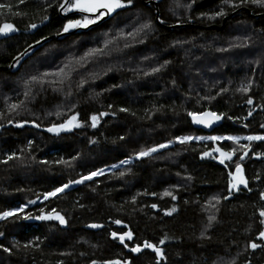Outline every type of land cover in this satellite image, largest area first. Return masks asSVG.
Returning <instances> with one entry per match:
<instances>
[{"label": "trees", "instance_id": "obj_1", "mask_svg": "<svg viewBox=\"0 0 264 264\" xmlns=\"http://www.w3.org/2000/svg\"><path fill=\"white\" fill-rule=\"evenodd\" d=\"M63 2L0 0V25L15 27L0 34V213L24 206L0 220V264H264V140L176 139L264 135V3L123 0L97 26L44 42L12 71L28 46L82 18L59 13ZM176 24L185 26L168 28ZM206 110L223 114L212 133L189 119ZM74 115L78 127L48 131ZM217 148L236 151L221 164ZM237 163L247 187L235 190ZM56 213L65 223L36 218Z\"/></svg>", "mask_w": 264, "mask_h": 264}, {"label": "snow or ice", "instance_id": "obj_2", "mask_svg": "<svg viewBox=\"0 0 264 264\" xmlns=\"http://www.w3.org/2000/svg\"><path fill=\"white\" fill-rule=\"evenodd\" d=\"M243 2V0H242ZM253 3H264V0H252ZM132 0H127V4H131ZM51 5H49L50 7ZM125 4L123 3V0H64L63 3H61L59 5V8L64 12H70V11H76L79 12L82 15L81 19H70L67 21V23L64 24L63 27V31L67 32L69 31V29L72 28H77V27H87L90 24H93L96 22V20L100 19L101 17H103L106 14H110L112 13L115 9L124 7ZM5 5L4 4H0V8H4ZM222 12H217L215 13V15L219 16L222 15ZM48 17L45 16L44 19L46 20ZM30 28H35L36 25L35 24H31L29 25ZM143 27L147 28L149 27V25L145 24L143 25ZM9 31H15V27L13 24L11 23H3L2 25H0V34L5 33V32H9ZM96 51H100V50H96ZM159 69H153V71H158ZM247 87L242 88L241 91H247ZM247 103L249 105H251L253 103L252 99H248ZM15 107V105L13 106ZM120 111H126V109L121 108ZM101 116L104 115V113H100ZM223 114L218 115L215 112H204L201 116V118H197V115L194 113H189V116L192 117L193 121L195 123L198 124H203L205 126H208L211 122L212 119L215 120H220ZM249 115H251V113H249ZM228 119H232V117H228ZM76 120V116H72L70 118L69 121H66L65 124H61L59 126H53L51 128L48 129V131L52 132V131H58L59 129H64L66 127V125H70L72 121ZM91 120L93 121L92 127L96 126V121H97V117L95 115H93L91 117ZM77 127L79 126L78 124L76 125ZM261 127H264V125H261ZM178 141H180L181 143L191 140L193 139L192 137H177L176 138ZM198 139H203V137H200ZM207 139L212 140V141H216V140H222V139H226V140H231L233 142H238L240 139H244V140H248V141H253V140H264V135H259V136H245V137H238V136H228V137H220V136H211V137H207ZM171 143V142H169ZM158 148H163L166 147V145L161 144L157 146ZM157 147H152L147 149V151H140L137 154V158L139 157H144V156H148L150 153H153L155 151H157ZM241 148H246L245 145H240ZM217 152L220 153V156L223 157V159L220 160V163L223 164L225 163V160H231L232 156L234 155V152L236 151L235 149H233L232 151H222L221 149L217 148L216 149ZM205 156L209 155V153L205 152L204 153ZM244 155H247V151H245ZM244 155L240 156V160L244 159ZM11 158V157H10ZM122 164H127L128 161L124 160L121 161ZM113 167H115V165H113ZM102 172V170H100L99 172H90L88 174V176H82L79 180H70L67 184L62 185L61 187H58L56 189H54L51 192H48L45 194V199H47L49 196H55L57 193H60L62 191H64V189L68 188L70 184L73 183H81L83 180L85 179H89L92 176H96L98 174H100ZM241 173V165L239 163L236 164V172L235 175L233 173H229L230 176V180H229V184L230 187H236V185L238 184H243L245 187H247V182L244 178L243 175L240 174ZM124 175L123 172H121V176ZM235 179V184H233L232 179ZM166 195H171V193H165ZM172 199L175 200L176 197L172 196ZM261 199H264V193H261ZM29 203H33L32 201H30ZM153 208L156 207L155 204L152 205ZM17 211H23V208H19V209H14L12 211H4L2 213H0V219H4L6 217L12 216L14 214V212ZM172 211H175V208L172 209ZM166 214H170V213H166ZM260 216L264 217V210L260 211ZM37 219H57L59 220V222L61 224L65 223L64 217L60 216L59 213H56L55 216H52L51 214L49 215H41L36 217ZM214 217L210 216L209 217V221L213 220ZM117 224L120 223L119 220L115 221ZM261 223L264 224V219L261 220ZM90 227H100V225H90ZM0 235H2V233H0ZM113 238L117 237V233L113 232L112 234ZM260 238H264V231H261L259 233ZM125 237H127L129 240L132 238V233L131 232H126L122 235L119 236V240L122 244H124V240ZM164 241L161 240L160 243H163ZM253 249H255L257 247V244L252 243L250 245ZM125 247H127V245L125 244ZM143 247L144 248H148V249H152L155 253L157 257H160L162 255L161 250L158 249L154 244L149 243L148 241H144L143 243ZM140 246L137 247H133L131 249V251L133 252H139ZM4 251H9L7 248L4 249ZM93 264H95V262H93ZM106 264H120V261H108L106 262ZM126 264V262H125ZM157 264H159V262H157Z\"/></svg>", "mask_w": 264, "mask_h": 264}, {"label": "water", "instance_id": "obj_3", "mask_svg": "<svg viewBox=\"0 0 264 264\" xmlns=\"http://www.w3.org/2000/svg\"><path fill=\"white\" fill-rule=\"evenodd\" d=\"M154 5L156 7V3L154 2ZM59 13H61V9L59 8ZM81 14L79 12H74L72 14ZM158 10H156L155 12V19H156V22L159 23L158 21ZM69 16L68 15H65V17ZM109 16V14H106L104 15L103 17H101L98 21H96L95 23L93 24H90L88 25L87 27H77V28H72V29H69V31L67 32H64L62 31L60 34L58 35H54V36H51V37H47V38H44L38 42H35L33 44H31L30 46H28L24 51H22L19 55H17L13 61L11 62V70L12 71H16L18 66H19V62H21L23 59H25L29 54L33 53L40 45H42L44 42L46 41H49L50 39H53V38H59L61 36H65L67 34H74L76 33L77 31L79 30H87L89 29L90 27H95L97 26L100 22L104 21L107 17ZM229 18V17H228ZM228 18H225L223 20V23L225 22L226 19ZM182 26H185V25H181V24H176V25H173V26H169L168 28H179V27H182ZM9 33H11V31L9 32H5L4 34L5 35H8ZM207 112H212L210 110H206ZM206 111H203L201 113H197V118H201L202 114ZM189 119H190V122L192 124V126L195 128V129H198V130H202L203 132H206V133H212L216 128H218L220 125H221V122H222V118L220 120H215V119H212V122L208 125V126H205L203 124H198V123H195L192 119L191 116H189ZM206 156L204 154L200 155V159H203L205 158ZM235 172L236 170L234 171V175H235ZM241 175H243L242 173H240ZM232 179V182L233 184H235V179L234 177L231 178ZM229 180H230V177H229ZM231 188V187H230ZM235 190H237L238 188H246L243 184H238L236 185V187H234Z\"/></svg>", "mask_w": 264, "mask_h": 264}, {"label": "rangeland", "instance_id": "obj_4", "mask_svg": "<svg viewBox=\"0 0 264 264\" xmlns=\"http://www.w3.org/2000/svg\"><path fill=\"white\" fill-rule=\"evenodd\" d=\"M70 120V119H69ZM68 120V121H69ZM97 121H98V118H97ZM97 121H96V123H97ZM93 122V121H92ZM63 124H65V123H63ZM78 124V121H77V118H76V120L75 121H72L71 122V124L70 125H66V127L64 128V129H59L58 131H52V133H61V132H66V131H70V130H72V129H74L75 127H77L76 125ZM59 126V125H58ZM212 136H219V135H212ZM232 136H236V135H232ZM200 137H203V139H198V138H200ZM200 137H194L193 139H191V140H197V141H212V140H209V139H207V137H211V136H200ZM220 137H228V136H220ZM238 137H245V136H238ZM223 140H226V139H222V140H216V141H223ZM239 141H247L248 142V140H244V139H240ZM253 141H256V140H253ZM258 141V140H257ZM170 144H166V146H169ZM104 171H106V170H102V172H104ZM101 172V173H102ZM93 177V176H92ZM49 197H51V196H49ZM45 199V197L44 198H42L41 200H44ZM40 200V201H41ZM21 208H24V206L23 207H21ZM0 220H2V219H0Z\"/></svg>", "mask_w": 264, "mask_h": 264}, {"label": "flooded vegetation", "instance_id": "obj_5", "mask_svg": "<svg viewBox=\"0 0 264 264\" xmlns=\"http://www.w3.org/2000/svg\"><path fill=\"white\" fill-rule=\"evenodd\" d=\"M72 12H76V11H70V12H67V13H65V14H69V13H72Z\"/></svg>", "mask_w": 264, "mask_h": 264}, {"label": "bare ground", "instance_id": "obj_6", "mask_svg": "<svg viewBox=\"0 0 264 264\" xmlns=\"http://www.w3.org/2000/svg\"><path fill=\"white\" fill-rule=\"evenodd\" d=\"M72 13H74V12H72ZM72 13H69V15H72ZM68 15V14H67Z\"/></svg>", "mask_w": 264, "mask_h": 264}]
</instances>
